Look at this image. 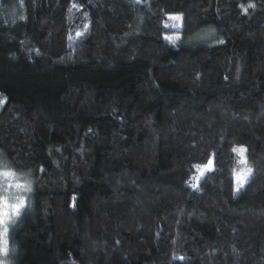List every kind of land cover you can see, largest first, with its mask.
I'll use <instances>...</instances> for the list:
<instances>
[{"label":"trees","instance_id":"1","mask_svg":"<svg viewBox=\"0 0 264 264\" xmlns=\"http://www.w3.org/2000/svg\"><path fill=\"white\" fill-rule=\"evenodd\" d=\"M0 166L7 264H264V0H0Z\"/></svg>","mask_w":264,"mask_h":264},{"label":"snow or ice","instance_id":"2","mask_svg":"<svg viewBox=\"0 0 264 264\" xmlns=\"http://www.w3.org/2000/svg\"><path fill=\"white\" fill-rule=\"evenodd\" d=\"M172 19H175V20H179L180 17H172ZM79 35V34H78ZM233 151L237 152L240 156V160L238 161V163L240 164H246V160H245V157H244V153H245V149L244 148H239V149H233ZM213 165V161L210 159L208 161V164L205 165L203 168H199V171H200V176H203L204 175V170L205 169H211ZM199 167V166H197ZM252 169L250 168H245V169H241L240 172H237L236 175H235V179L237 181V191H239V189L244 185L245 181H246V178L248 177V175L251 173ZM3 175L5 177L7 176H10L11 173H3ZM197 180H199V177H196ZM193 187H196V184H193L192 185ZM2 204H3V207L0 208V224H4L5 226L3 227V231L2 233H0V238L3 239V244H4V247L2 249H0V251H4V252H7V234H8V228L6 226V221L10 218L9 216V211H8V208H9V205L7 203L6 200L2 201ZM23 205V201L20 202V204L18 205H11V213H16L18 212L19 208Z\"/></svg>","mask_w":264,"mask_h":264},{"label":"rangeland","instance_id":"3","mask_svg":"<svg viewBox=\"0 0 264 264\" xmlns=\"http://www.w3.org/2000/svg\"><path fill=\"white\" fill-rule=\"evenodd\" d=\"M2 168V166H0ZM7 171V170H6ZM3 171H0V208L3 207L2 201L6 200L9 208V216H11V205L16 202V197L17 196H24L25 197V192H17V190L13 187V185L18 182L15 177H5L2 175ZM21 178V176H19ZM19 178V182L24 183L21 179ZM3 231V226H0V233ZM4 247L3 244V239L0 238V249ZM7 252L0 251V260L6 261Z\"/></svg>","mask_w":264,"mask_h":264},{"label":"clouds","instance_id":"4","mask_svg":"<svg viewBox=\"0 0 264 264\" xmlns=\"http://www.w3.org/2000/svg\"><path fill=\"white\" fill-rule=\"evenodd\" d=\"M248 7H252V8H254L255 7V4H253V3H249L248 4ZM245 11L247 10L246 8L244 9ZM251 169V168H250ZM241 171V170H240ZM11 173V175L10 176H7V177H15L16 179H17V181L18 182H16L14 185H13V187L17 190V192H28L30 189H29V184L27 183V182H24V183H21V182H19V177H18V175H16L15 173H14V171H3L2 172V175H3V173ZM4 176V175H3ZM21 201H23V205H24V202H25V200H24V196H17L16 197V202L15 203H13L12 205H18V204H20V202ZM22 205V206H23ZM21 206V207H22ZM20 207V208H21ZM19 208V209H20ZM19 213L18 212H16V213H11V216H10V218L5 222L6 223V226H7V228H8V224H10V223H13L14 221H13V219H12V217H15V216H17ZM0 226H5L4 224H0ZM9 230V229H8ZM0 264H7V262H5V261H2V260H0Z\"/></svg>","mask_w":264,"mask_h":264}]
</instances>
